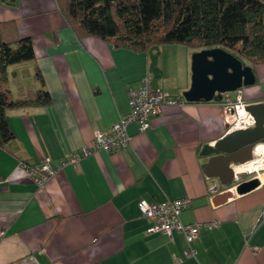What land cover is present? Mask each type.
<instances>
[{"label":"crops","instance_id":"crops-1","mask_svg":"<svg viewBox=\"0 0 264 264\" xmlns=\"http://www.w3.org/2000/svg\"><path fill=\"white\" fill-rule=\"evenodd\" d=\"M5 22L32 39L36 55L8 68L13 97L36 95L39 70L51 104L7 112L15 139L0 146V264H174L178 257L181 264H264V223L252 234L264 210V173L258 188L225 203L215 198L228 188L208 193L220 184L207 177L201 151L227 134L220 102L166 106L146 132L131 123L125 149L93 151L64 166L44 188L20 167L21 161L49 160L58 168L92 148L96 133L111 132L129 113L128 90L145 77L154 89L183 96L196 51L165 45L138 52L80 37L57 0H0ZM253 72L255 85L242 88L247 104L264 102V65ZM176 199L191 200L185 224L220 222L202 229L194 255H185L189 245L180 232L148 233L152 223L139 207Z\"/></svg>","mask_w":264,"mask_h":264},{"label":"trees","instance_id":"trees-1","mask_svg":"<svg viewBox=\"0 0 264 264\" xmlns=\"http://www.w3.org/2000/svg\"><path fill=\"white\" fill-rule=\"evenodd\" d=\"M13 4L12 1H6ZM60 12L80 37H97L115 47L147 52L182 45L194 51L220 48L252 69L264 65V0H57ZM36 58L31 38L14 22L0 24V146L15 139L7 112L46 107L51 97L39 70L33 98L16 99L8 68ZM28 165L31 164L28 161Z\"/></svg>","mask_w":264,"mask_h":264},{"label":"built area","instance_id":"built-area-1","mask_svg":"<svg viewBox=\"0 0 264 264\" xmlns=\"http://www.w3.org/2000/svg\"><path fill=\"white\" fill-rule=\"evenodd\" d=\"M234 93V95L233 93H226L223 96L222 102H220L223 105V120L227 125V133L235 130H246L255 125L254 117L246 110L247 103L244 99L242 89ZM128 99L130 106L129 113L113 126L111 132L96 133L92 148H83L80 154L63 162L58 168H53L49 160L41 165H28L25 162H20V167L27 175L35 179L39 188H44L47 182L57 175L64 166L67 164L77 165L82 157L89 156L93 151L103 149L116 153L125 149L131 142V136L128 133L129 124L137 123L140 132H146L151 128L152 119L160 115L164 107H182L186 103L183 96H174L162 89H154L149 77L143 78L138 87L128 90ZM235 167L233 166L234 170ZM262 172H264V168L254 172H243L239 174L235 172V180L230 189L235 190L241 182L245 181L243 179L244 174L254 175L249 178L252 179L254 177L259 178ZM222 188L220 185L214 183L208 188V193L210 195L219 194ZM190 204V199L167 200L160 203L141 201L139 204L143 217L152 223L147 232L150 234L163 233L170 237L174 231L182 233L189 245L188 250L185 251L186 256L195 254L192 244L198 238L202 229L213 230L220 223L219 221H213L185 224L182 221V214ZM263 223L264 210L256 222L252 234ZM248 243L249 237L246 236V244ZM253 249L257 250L258 248L254 247ZM183 259V257H178L174 264H181Z\"/></svg>","mask_w":264,"mask_h":264},{"label":"water","instance_id":"water-1","mask_svg":"<svg viewBox=\"0 0 264 264\" xmlns=\"http://www.w3.org/2000/svg\"><path fill=\"white\" fill-rule=\"evenodd\" d=\"M192 83L183 93L187 102H222L226 93L254 86L256 77L250 66L220 48L197 51L192 55ZM246 110L254 117L255 125L246 130L226 134L214 146H205L201 155L208 158L207 177L228 188L215 198L217 205L236 195L247 194L261 185L258 177L241 182L230 189L235 180L233 166H242L254 160V149L264 143V102L247 104ZM230 189V190H229Z\"/></svg>","mask_w":264,"mask_h":264},{"label":"bare ground","instance_id":"bare-ground-1","mask_svg":"<svg viewBox=\"0 0 264 264\" xmlns=\"http://www.w3.org/2000/svg\"><path fill=\"white\" fill-rule=\"evenodd\" d=\"M254 158L255 159L249 162L248 164L242 166H236L235 172L239 174L243 172H254L262 169V167H264V143H260L255 147ZM247 167L251 169H247Z\"/></svg>","mask_w":264,"mask_h":264},{"label":"rangeland","instance_id":"rangeland-1","mask_svg":"<svg viewBox=\"0 0 264 264\" xmlns=\"http://www.w3.org/2000/svg\"><path fill=\"white\" fill-rule=\"evenodd\" d=\"M233 94H235V93H233ZM259 159V158H258ZM264 172H262L261 174H263ZM254 175H247V174H244V176H243V179L244 180H246V179H249V178H251V177H253Z\"/></svg>","mask_w":264,"mask_h":264},{"label":"flooded vegetation","instance_id":"flooded-vegetation-1","mask_svg":"<svg viewBox=\"0 0 264 264\" xmlns=\"http://www.w3.org/2000/svg\"><path fill=\"white\" fill-rule=\"evenodd\" d=\"M234 95V94H233Z\"/></svg>","mask_w":264,"mask_h":264}]
</instances>
